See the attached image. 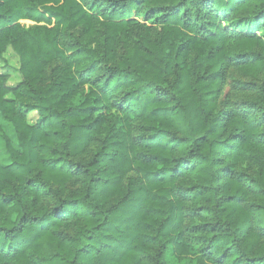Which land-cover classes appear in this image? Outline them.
<instances>
[{
    "label": "trees",
    "instance_id": "16d2710c",
    "mask_svg": "<svg viewBox=\"0 0 264 264\" xmlns=\"http://www.w3.org/2000/svg\"><path fill=\"white\" fill-rule=\"evenodd\" d=\"M6 55L0 264H264V0H0Z\"/></svg>",
    "mask_w": 264,
    "mask_h": 264
},
{
    "label": "rangeland",
    "instance_id": "374dc122",
    "mask_svg": "<svg viewBox=\"0 0 264 264\" xmlns=\"http://www.w3.org/2000/svg\"><path fill=\"white\" fill-rule=\"evenodd\" d=\"M20 23L24 27L33 26L35 22L30 20H20ZM239 29V28H238ZM18 61L12 56H4V60H0V72H7L9 74L16 72L18 68ZM19 78H15L11 80L10 78L7 81V85H15ZM238 79V74L234 71H230L226 77V80L223 85L222 90V98H223V105L228 107H239L243 101H247L252 97V93L248 91H244L239 87L234 85V80ZM28 122L32 123L34 121L35 114L29 113L28 115ZM0 124L2 126V131L11 135V130L6 122L0 120ZM6 154L3 150L2 142L0 139V160L4 161ZM241 173L243 175V179L247 180L245 176L250 175L252 173V168L248 165H243L241 168ZM164 260L167 264H193V259L191 257H177L172 255L171 253H167L164 257Z\"/></svg>",
    "mask_w": 264,
    "mask_h": 264
},
{
    "label": "clouds",
    "instance_id": "9594fccd",
    "mask_svg": "<svg viewBox=\"0 0 264 264\" xmlns=\"http://www.w3.org/2000/svg\"><path fill=\"white\" fill-rule=\"evenodd\" d=\"M100 71H103V69H100ZM97 74H99V73H97ZM183 134V133H182Z\"/></svg>",
    "mask_w": 264,
    "mask_h": 264
}]
</instances>
